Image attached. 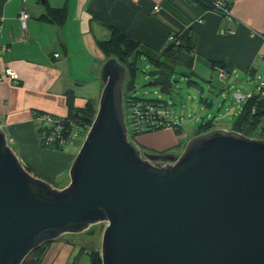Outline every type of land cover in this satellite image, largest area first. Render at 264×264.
Listing matches in <instances>:
<instances>
[{"label": "water", "instance_id": "95a60500", "mask_svg": "<svg viewBox=\"0 0 264 264\" xmlns=\"http://www.w3.org/2000/svg\"><path fill=\"white\" fill-rule=\"evenodd\" d=\"M100 78L67 185L28 171L0 126V264L97 222L102 264H264V139L213 128L179 154L143 151L128 137L122 59Z\"/></svg>", "mask_w": 264, "mask_h": 264}, {"label": "crops", "instance_id": "0c3cea01", "mask_svg": "<svg viewBox=\"0 0 264 264\" xmlns=\"http://www.w3.org/2000/svg\"><path fill=\"white\" fill-rule=\"evenodd\" d=\"M219 1L229 4V16L194 0H0V73L10 67L19 76L17 81L0 79V126L19 160L46 177L69 169L73 145L61 151L40 148L41 113L65 116L69 100L75 107L87 100L97 103L100 68L107 58L97 40L108 38L106 24L123 28L152 52L168 42L169 34L188 32L195 43L193 72L185 70L189 78L226 84L253 79L263 83L264 97V0ZM57 8H64L61 22ZM23 9L29 14L25 28L18 18ZM231 123L215 121L213 128L232 130ZM164 130L159 134L167 145L147 133L139 135V145L162 148L158 152L175 146L170 143L174 132ZM76 242L65 234L50 241L40 264H77L84 250Z\"/></svg>", "mask_w": 264, "mask_h": 264}, {"label": "trees", "instance_id": "16d2710c", "mask_svg": "<svg viewBox=\"0 0 264 264\" xmlns=\"http://www.w3.org/2000/svg\"><path fill=\"white\" fill-rule=\"evenodd\" d=\"M194 1L201 2L207 8L223 16L230 15L228 3L219 0ZM55 13L57 21L61 22L65 16L64 8H57ZM199 19L197 18L196 21ZM106 27L109 30V36L106 39L97 40V45L106 57L114 56L122 59L126 67L125 79L127 81L126 86L123 87V106L124 110L130 108L129 114H126L128 137L138 143L140 134L172 128L177 132H182L181 126L174 123L171 119L169 107L165 100L161 98L137 97L132 93L134 92L136 59L140 55L145 56L154 66L153 73L151 72L154 75L152 81L158 83L163 90H170L173 76L180 73L181 69H183V72L180 74L189 77L185 70L190 69L193 62L194 39L188 32L179 35L172 34V40H168L160 50L152 52L144 48L136 40L131 39L123 28L108 24H106ZM189 72L192 73L193 71L190 69ZM187 81L191 82L193 79L189 78ZM69 101L68 112L65 116L55 115L54 117L52 116L53 114L41 113L42 124L37 129L40 148L61 151L67 144L83 140L86 130L94 118L96 104L93 100H87L83 106L75 107ZM136 103L141 106V117L136 116L134 112L133 106ZM240 103V109L232 120L231 129L249 137L264 139V97L261 95L260 89H254L248 95H245ZM46 116H50L54 120L49 124L46 121ZM214 124L213 116L201 118L194 134L207 131L213 128ZM184 143L185 140H182L176 147L180 146L181 148ZM164 151L160 152L163 153ZM24 166L28 171H32L28 164H24ZM48 244V241L44 242L31 250L21 264H40ZM82 250L88 253V264H102L98 249H87L82 246ZM69 264H75V262L73 261Z\"/></svg>", "mask_w": 264, "mask_h": 264}, {"label": "rangeland", "instance_id": "374dc122", "mask_svg": "<svg viewBox=\"0 0 264 264\" xmlns=\"http://www.w3.org/2000/svg\"><path fill=\"white\" fill-rule=\"evenodd\" d=\"M153 70V64L148 61L145 56L140 55L136 59L134 92L132 93L137 97L161 98L165 100L169 107L171 119L174 121V123L181 126L182 132H177L176 130H173V128L170 129V131L174 132L173 140L170 143L172 145L175 144V146L165 148L166 151L164 152L166 153L179 154L183 146L180 148V146L176 147V145L180 144L182 140L186 141L189 137L193 136L201 118L213 116L218 125L227 126V124L231 123L235 118L236 113L240 109L241 105L240 101L234 96V92L238 90L239 92L241 91L245 93L248 89L253 91L255 87L253 79L245 81H229L226 84V80H224V82L214 81L209 83L202 79L198 80L194 77H190L196 81V84H194L187 81L189 79L188 76L180 74L183 72V69H181L179 71L180 73H177L173 76V83L170 90H163L158 83L152 81L154 79V75L152 74ZM126 81L127 80L125 79L123 87L126 86ZM247 93L248 92H246V94ZM129 110L130 108L125 109V115L129 114ZM163 131L165 130L149 132L147 134H149L148 137H150V139L157 138L160 145H167L166 142H164L163 135L159 134ZM81 142L78 140L73 144H67L65 147L68 146V148H71L73 145L72 150L74 149V153L76 154ZM141 149L148 152H158L162 148H148L143 145L141 146ZM68 170L65 172V174L61 176H54L53 178L44 176L45 174L41 171H35L31 173H35L34 175H37V177L42 178L50 182L55 187L60 188L64 185H67L69 182ZM63 183L65 184L63 185ZM105 226L106 222H97L91 224L84 231L64 234L68 235L74 240L76 239L79 245H83L87 249H98L100 251L101 238ZM88 261V253L85 251L81 252L79 254L77 264H88Z\"/></svg>", "mask_w": 264, "mask_h": 264}, {"label": "built area", "instance_id": "2783aa9c", "mask_svg": "<svg viewBox=\"0 0 264 264\" xmlns=\"http://www.w3.org/2000/svg\"><path fill=\"white\" fill-rule=\"evenodd\" d=\"M154 9L157 10L158 7L157 6H154ZM28 17H29V14L24 9L19 12L18 18H19L20 24H21V26L23 28H25V26H26V21H27ZM199 21H200V19H199ZM172 39H173V35L172 34L171 35L169 34L168 40H172ZM6 48H7L6 45L1 46V49L2 50H5ZM56 55L57 54H55V56ZM220 75H221V77H224V72H221ZM0 79H9V80H12V81H17L19 79V76H18V73L14 69H12L10 67H6L0 73ZM262 85H263L262 83L256 84L255 87H254V89L255 90H259ZM234 96L239 101H242L243 98L245 97L244 94H241L240 92H237V91L234 92ZM133 109H134V112L136 113V116L141 117V114H140L141 106H140V104H138V103L134 104ZM45 118H46V121L49 122V124H50V122H52L54 120L50 116H46ZM127 131H128V128H127ZM11 141H12V139H10V140L7 139L8 144Z\"/></svg>", "mask_w": 264, "mask_h": 264}]
</instances>
